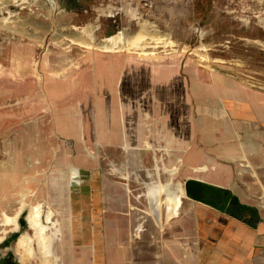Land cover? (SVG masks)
<instances>
[{"label":"crops","instance_id":"obj_1","mask_svg":"<svg viewBox=\"0 0 264 264\" xmlns=\"http://www.w3.org/2000/svg\"><path fill=\"white\" fill-rule=\"evenodd\" d=\"M6 27L0 25V155L3 129L26 127V153H15L33 163L26 175L44 176L50 169L35 167L47 159L39 137L59 140L55 159L91 178L78 180L89 184V198L81 189L77 198L78 207L92 209L81 221L102 224L98 235L90 232L103 250L96 261L264 264V90L217 73L180 75L174 53L120 45L93 47L68 70L66 45L52 52L37 40L5 39ZM174 160L178 168L187 162V178L231 191L251 219L213 207L174 214L184 197L174 186ZM19 175L0 168V215Z\"/></svg>","mask_w":264,"mask_h":264},{"label":"rangeland","instance_id":"obj_2","mask_svg":"<svg viewBox=\"0 0 264 264\" xmlns=\"http://www.w3.org/2000/svg\"><path fill=\"white\" fill-rule=\"evenodd\" d=\"M69 1L72 0H61V4L60 0H0V25L13 29L8 31L6 27L4 38L37 40L42 50L49 47L52 52L56 44L66 45L68 70L75 58L88 56L93 47L113 50L117 49L114 45H120L156 55L174 53V68L180 75L191 69L195 73L204 71V76L217 73L228 82L234 80L264 90V2L77 0L70 6L65 4V9L64 3ZM26 131V127L3 129L0 168L7 172L13 169L22 175L14 178L15 190L10 198L13 201L2 208L0 215V264H56L54 258L58 264H100L96 257L103 250L100 244L96 246L90 232L97 230L98 235L102 224L95 225V229L93 224L81 221L86 220L92 209L78 207L77 198L80 189L85 190L82 196L89 198V184L79 187L78 180L82 178L84 183L91 178L80 175L77 165H65L55 159L54 148L59 140L55 143L51 137L41 138L37 129L33 138L36 143L38 137L40 143H45L47 159L35 167L50 169V174L26 175L31 161L19 159L15 153L16 148L19 157L26 153ZM12 136L19 137L15 141ZM70 142L66 138L63 144L69 148ZM176 163L174 160V167L178 168ZM177 168L174 186L184 191V197L174 214L182 217L210 211V206L192 202L185 194V179L192 176L187 162ZM177 198L174 197L175 206ZM33 209L37 216L34 223ZM221 214L228 213L221 211ZM7 215L12 217L9 220L14 228L6 223ZM46 217L47 222L41 224ZM241 217L251 219L247 212H242ZM28 224L34 229L35 240Z\"/></svg>","mask_w":264,"mask_h":264},{"label":"water","instance_id":"obj_3","mask_svg":"<svg viewBox=\"0 0 264 264\" xmlns=\"http://www.w3.org/2000/svg\"><path fill=\"white\" fill-rule=\"evenodd\" d=\"M251 1L258 3L264 2V0ZM184 184L186 196L193 199L194 201L201 202L219 211L232 214L237 218H242L241 213L244 211H249L254 214L246 205L240 203L239 199L229 190L221 189L195 178H186ZM201 193H203L205 197H202ZM220 199L225 203V205L224 203L220 205L217 203V201Z\"/></svg>","mask_w":264,"mask_h":264},{"label":"flooded vegetation","instance_id":"obj_4","mask_svg":"<svg viewBox=\"0 0 264 264\" xmlns=\"http://www.w3.org/2000/svg\"><path fill=\"white\" fill-rule=\"evenodd\" d=\"M59 1V0H58ZM65 1H68V0H65ZM73 1L74 2H76L77 0H72L71 2L69 1V2H67V3H64V8H65V4H66V6H70V5H72V3H73ZM60 4H61V0H60ZM68 4V5H67ZM81 9H79L80 11L82 10V7H80ZM66 9V8H65ZM85 10H87V8L85 9ZM201 196L202 197H205V195L203 194V193H201ZM217 203L220 205V204H222V203H224V202H222V200L220 199V200H218L217 201ZM224 205H225V203H224ZM235 213H238V212H235ZM238 214H240V213H238ZM232 215V214H231Z\"/></svg>","mask_w":264,"mask_h":264},{"label":"bare ground","instance_id":"obj_5","mask_svg":"<svg viewBox=\"0 0 264 264\" xmlns=\"http://www.w3.org/2000/svg\"><path fill=\"white\" fill-rule=\"evenodd\" d=\"M173 201H174V200H173ZM173 203H174V202H173ZM173 203L169 202V204H171V205H172ZM173 206H174V205H173ZM35 212H36L35 209H33L32 212H31V213H32V214H31V215H32V216H31V220H32L33 223H34L33 220H35L34 218L37 217V216H35ZM47 220H48V218L46 217L44 220L41 221V224L44 225V223H46ZM43 225H42V226H43Z\"/></svg>","mask_w":264,"mask_h":264}]
</instances>
